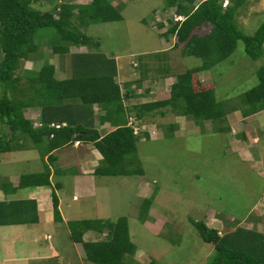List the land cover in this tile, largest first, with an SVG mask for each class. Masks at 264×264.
Listing matches in <instances>:
<instances>
[{"label":"rangeland","instance_id":"374dc122","mask_svg":"<svg viewBox=\"0 0 264 264\" xmlns=\"http://www.w3.org/2000/svg\"><path fill=\"white\" fill-rule=\"evenodd\" d=\"M91 1L38 0L33 7L54 12L62 3ZM110 1L121 12V21L92 23L80 29L99 42L98 50L102 54L115 58L123 78L137 80L139 72H135L132 63L163 50L172 54L174 75L202 65L200 58L181 57L173 50L178 43L176 35L164 34L177 18L173 8H165L166 0ZM201 1L196 0L195 5ZM235 21L242 33L253 35L264 21V0H248L239 9ZM49 31L41 30L38 34L37 40L43 46L51 40ZM209 31L210 28L201 27L196 33L202 36ZM48 54L53 58L52 52ZM52 58L51 61L56 62ZM68 64L67 61L66 69H69ZM263 64L264 51L259 59L252 60L243 42L238 41L227 59L212 70L199 71L193 79L195 91L214 89L217 100L227 102V121L231 129L225 134L214 132L213 122H202L198 126L191 118H176L166 108L162 109L164 114L161 110L147 114L140 121L142 124L136 118V110L132 111L130 121L139 127L140 134L135 153L137 163L133 168L142 169L141 175H91L82 177L78 183L75 175L81 160L91 158L86 151L89 150L87 144L75 143V147H82L81 151L71 148L56 151L53 184L59 183L61 187L53 191L65 222L126 219L131 242L137 250L134 256H126L123 264H206L214 254V246L202 240L194 222H203L221 235L236 227L252 228L264 234V114L243 120L239 111V96L256 86V72ZM168 78L155 87L147 81L141 87L133 84L130 89L137 96L125 100V106L168 98L175 81ZM20 86L28 93L25 79ZM159 92L166 93L160 95ZM24 111L33 114L40 112V108L35 106ZM95 119L98 122L97 116ZM175 122H179V129L171 132L170 124ZM8 129L0 123V135ZM144 132L149 135L148 139ZM15 142L26 145L31 141L28 136L19 135ZM89 146L94 149V145ZM0 158V175L39 172L44 166L43 157L34 149L5 153ZM148 198L152 199L151 206L143 210V201ZM45 227L43 232L53 239L44 243L61 245L67 237L62 248L66 254L62 256L70 258L73 264H92L86 261L81 244L73 246L65 225ZM94 239L104 240L105 234L92 232L83 237L84 241ZM27 240H31L29 235Z\"/></svg>","mask_w":264,"mask_h":264},{"label":"trees","instance_id":"16d2710c","mask_svg":"<svg viewBox=\"0 0 264 264\" xmlns=\"http://www.w3.org/2000/svg\"><path fill=\"white\" fill-rule=\"evenodd\" d=\"M37 1L0 0V123L12 132L10 138L0 135V156L16 150L36 149L43 160L47 157L42 172L20 177L19 188L49 186L51 167L56 161V156L50 153L76 142L91 143L100 154L93 175H141L142 169L133 168L137 163L135 153L140 140L139 132L135 134L133 125L129 124L134 110L139 122L156 110L164 114L162 109L166 108L176 118H191L198 126L202 122H213L214 132H230L227 102L218 101L214 89L195 91L193 79L199 71L212 70L227 59L238 41L243 42L245 52L252 60L261 57L264 21L253 35L242 33L235 21L239 9L248 0H202L196 5V0H166L165 8H173L175 15L183 20L175 21L164 34L176 35L178 43L173 50L181 57L200 58L202 65L174 75L172 54L162 51L132 63L135 72H139L137 80L123 78L115 58L102 54L98 50L99 42L80 29V26L88 27L92 23L121 21V12L110 0H92L87 4L66 2L58 5L54 12L34 8ZM201 27H208L210 31L201 36L196 33ZM41 30L53 31H49L51 40L46 46L37 40ZM179 44L183 46L179 47ZM73 49L76 53H72ZM49 51L52 56H57V61L49 56ZM67 61L69 69L64 67ZM26 62L32 63L33 67L25 69ZM61 74H64L63 79ZM256 75V86L239 96L243 120L264 111V64ZM168 77L175 81L167 99L125 106V100L137 96L130 89L133 84L141 87L145 81L153 84ZM24 79L28 93L20 86ZM123 88L125 93H122ZM146 92H149L148 88ZM35 106L40 108L37 126L24 111ZM95 107L99 115L93 110ZM96 116L100 124L109 123L114 129L101 136L94 127ZM178 124H170L171 132L179 129ZM19 135L28 136L30 144L16 143ZM143 135L149 138L147 133ZM151 200L144 199L143 210L150 208ZM52 202L54 221L60 222L62 218L54 191ZM31 222H37V219ZM21 223L18 219L4 223L0 220V224ZM194 224L202 240L214 246V254L206 264H264L263 233L236 227L221 235L203 222ZM67 227L70 240L82 245L86 261L92 264H123L126 256H134L137 250L124 218L117 222L101 219L68 221ZM88 231L105 234V239L84 241L83 235Z\"/></svg>","mask_w":264,"mask_h":264},{"label":"crops","instance_id":"0c3cea01","mask_svg":"<svg viewBox=\"0 0 264 264\" xmlns=\"http://www.w3.org/2000/svg\"><path fill=\"white\" fill-rule=\"evenodd\" d=\"M80 50H84V49L81 48ZM75 51L77 50L73 49L72 53H76ZM55 56L56 55H54L53 57L56 59L57 56L56 57ZM57 60L58 59H56V61ZM32 67L33 64L30 62H26L24 65L25 69H30ZM63 75L64 74H61V79H63ZM168 79H174V78H168ZM164 80L165 79H162L155 83L153 82L154 87L157 84L159 85V82ZM165 93L159 92L158 94L163 95ZM157 96L158 95H156V97ZM93 110L98 111L96 107L93 108ZM39 113L40 112L33 114L25 113V115L33 121L34 125L37 126L40 124ZM97 114L99 113H96V115ZM261 114L263 115L264 111L247 119L256 118V116L258 115L260 116ZM94 127L99 131L101 136L105 135L106 133L114 129L109 123L100 124L99 121L97 122V120L94 122ZM103 130L104 131L107 130V131H105V133H101ZM2 135H7L8 138H10L12 137V132H10V130L8 129ZM79 144L83 145L86 143L79 142ZM90 144L91 143H87L86 148L89 150L86 151L89 152L91 158L83 157L84 159L81 160L82 163H80L81 166H79L78 168L79 172L77 175H75L77 176L75 179L78 181V183L83 179L82 177L93 175V171L98 166L99 163L98 161H100L101 159L100 154L95 150V148L92 149L89 146ZM80 145H78L77 147H75V144L72 146H65L61 149L54 150L53 152L50 153V155H54L56 151L64 150L66 148H71L81 151L82 149L80 148L82 147H79ZM16 151H12V152H16ZM22 151H26V150H19V152ZM34 151L36 152V149H34ZM7 153H11V152H7ZM46 158L47 157H44L43 160L44 163L45 161L47 162ZM52 167H51L52 173L50 176V185H49L51 187L34 186V187L19 188L18 184L20 181V177L27 174L0 175V220L3 221V223L13 219L15 220L18 219L19 221H22L21 224H15V225L0 224V264H70V258L66 259L64 256H62L63 253L66 254L65 252L66 250L63 251L62 248L63 245H66L65 241L67 242V237H65L63 242H61V245L55 244L54 246H50L49 244H47V242L44 243V240L53 239L52 235L45 234L43 232L45 226L46 227L51 226L52 224L65 225L67 229V235L68 237H70V232L67 227V222H65V219L62 216L59 200H58V209L62 221L60 222L54 221L52 191L53 189L54 190L60 189L61 185L59 183L55 184V182L53 184V178L56 172H54V169ZM43 170H44V166L42 171ZM42 171L29 173V174H36ZM35 219H37V222H31L34 221ZM54 229L55 228H53V230ZM57 232L59 231L57 230ZM92 232L93 231H88L86 233H92ZM28 235L31 238L30 241L27 240ZM88 241H99V239L88 240ZM72 244L74 246V244L77 243L72 242Z\"/></svg>","mask_w":264,"mask_h":264},{"label":"built area","instance_id":"2783aa9c","mask_svg":"<svg viewBox=\"0 0 264 264\" xmlns=\"http://www.w3.org/2000/svg\"><path fill=\"white\" fill-rule=\"evenodd\" d=\"M180 19V18H179ZM130 125H133L135 134L139 132V127L137 125L132 124V121L129 122ZM54 126V125H53ZM56 128H59L58 125H55Z\"/></svg>","mask_w":264,"mask_h":264},{"label":"clouds","instance_id":"9594fccd","mask_svg":"<svg viewBox=\"0 0 264 264\" xmlns=\"http://www.w3.org/2000/svg\"><path fill=\"white\" fill-rule=\"evenodd\" d=\"M177 18H175V21H182L183 20V17H180V16H177V15H175ZM180 18V19H179Z\"/></svg>","mask_w":264,"mask_h":264}]
</instances>
